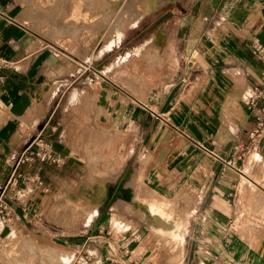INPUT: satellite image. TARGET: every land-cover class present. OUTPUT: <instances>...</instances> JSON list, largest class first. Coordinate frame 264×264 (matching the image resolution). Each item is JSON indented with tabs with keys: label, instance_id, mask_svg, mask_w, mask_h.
<instances>
[{
	"label": "crops",
	"instance_id": "obj_1",
	"mask_svg": "<svg viewBox=\"0 0 264 264\" xmlns=\"http://www.w3.org/2000/svg\"><path fill=\"white\" fill-rule=\"evenodd\" d=\"M173 5L187 14L178 11L180 23L194 24L195 30L178 39L175 29L167 30L168 22L158 31V40L167 45L148 52L158 56L157 82L147 75L146 89L134 97L142 108L140 138L104 148L106 162L92 179L79 175L84 166L77 156L78 186L82 183L77 192L90 184L91 192L80 196L100 200L92 204L98 225L90 230L97 233L111 224L114 208L102 212L108 200H118L122 210L142 209L148 215L155 202L172 198L180 213L196 216L190 220L195 232L210 235L202 240L205 247L223 249L235 239L234 260L222 254L220 262L264 264V135L238 163L239 172L226 164L234 147L247 142L262 106L253 107L248 100L255 89L264 91V54L254 49L256 41L264 45V0H177ZM21 6L20 0H0V58L6 61L0 68V189L22 151L42 135L60 160L54 166L38 160L22 167L33 180L30 204L35 212L32 202L44 192L34 181L38 174L51 193L66 192L63 187L74 182L68 170L73 148L61 132L57 135L69 104L60 79L67 62L55 60L52 46L23 24ZM84 149V143L77 144L78 152ZM138 199L141 209L134 211ZM233 219L237 235L216 239ZM185 234L182 240L176 234L179 246Z\"/></svg>",
	"mask_w": 264,
	"mask_h": 264
},
{
	"label": "rangeland",
	"instance_id": "obj_2",
	"mask_svg": "<svg viewBox=\"0 0 264 264\" xmlns=\"http://www.w3.org/2000/svg\"><path fill=\"white\" fill-rule=\"evenodd\" d=\"M20 2L23 24L52 46L55 60L62 58V62H67V71L60 79L66 84L63 89L69 104L57 135L61 132L62 140L73 148L68 170L74 182L69 183L70 188L63 187L67 193L43 192L32 202L39 215L37 224L16 233L7 230L3 233L0 264H236L220 262L222 254L234 260L235 239L223 249L219 245L205 247L202 240L210 239V235L193 230L190 220L196 216L180 213L178 200L168 198L162 202L163 209L173 212L164 229L157 222L147 223L146 219L153 221L160 217L155 211L148 215L141 213L140 199L133 204L134 211L141 209L138 213L122 210L116 199L108 200L102 212L109 206L114 208L111 224L105 229L100 227L96 233L90 230L98 225L92 217L96 210L92 204L100 200L80 196L91 192L90 184L77 192L82 185L78 186L76 176L78 154L84 166L79 175L92 179L98 165L106 162L108 151L104 148L109 144L122 147L131 138L133 141L140 138L142 108L134 97L139 98L146 89L143 83L147 75L150 81L157 82L161 70L155 61L158 56L148 52L167 45L158 40V31L163 32L164 24L171 22L169 27L166 25L167 30L175 29L179 39L185 31L195 30L194 24L180 23V10L170 0H158L161 4L156 0ZM132 9L149 13L135 22ZM60 91L59 87L54 88L55 93ZM78 143H84L83 151L76 150ZM245 173L255 175L247 170ZM247 186L256 189L253 184ZM33 188L30 185L28 191ZM174 225L186 232L181 246L175 239L180 230L172 229ZM226 226L216 239L228 240L237 235L236 219ZM95 240L102 245L95 244ZM77 245L82 247L77 250Z\"/></svg>",
	"mask_w": 264,
	"mask_h": 264
},
{
	"label": "built area",
	"instance_id": "obj_3",
	"mask_svg": "<svg viewBox=\"0 0 264 264\" xmlns=\"http://www.w3.org/2000/svg\"><path fill=\"white\" fill-rule=\"evenodd\" d=\"M254 49L257 54H264V45L260 41L255 42ZM4 64H6V61L0 58V68ZM260 102L262 106L258 108L254 124L248 131L247 142L236 145L233 149L232 157L226 163L238 172L240 171V168L237 166L238 163L245 159L249 148L256 145L264 135V91L255 89L250 95L248 103L253 107H257ZM38 160L59 163V160L54 156L52 145L42 135H38L22 151L13 166L10 179L0 189V241H2L3 233L6 230L9 233H16L21 230V225L31 227L39 222V215L32 210L30 204V196L33 191H28L30 183L33 180L22 172L24 165L33 164ZM34 181L37 184V188H42L44 192L49 191L48 187H43L44 181L39 174L34 178Z\"/></svg>",
	"mask_w": 264,
	"mask_h": 264
},
{
	"label": "bare ground",
	"instance_id": "obj_4",
	"mask_svg": "<svg viewBox=\"0 0 264 264\" xmlns=\"http://www.w3.org/2000/svg\"><path fill=\"white\" fill-rule=\"evenodd\" d=\"M138 1H144V2H148V1H150V0H138ZM161 1H164V0H161ZM176 0H170V2H175ZM156 2L158 3V0H156ZM118 3V2H117ZM158 4H161V3H158ZM117 5H119V4H117ZM122 5H123V3H122ZM131 5H133L134 7H136V5H134L133 3L131 4ZM124 6V5H123ZM130 12H131V15L133 16V18H134V20H135V22H138L139 20H141L147 13H149V12H146V11H138V10H134V9H132V10H130ZM126 15V14H125ZM127 17V16H126ZM97 202V201H96ZM158 202V201H157ZM155 202L154 203V210H155V212H156V214L160 217L159 218V220H147V223H153V222H157V223H159V224H161L162 225V228L164 229V227L165 226H167L166 224H167V222H169L170 220H172V213L171 212H169V211H166L165 209H163L162 207H161V203L160 202ZM99 205V204H98ZM98 205H96V206H98ZM142 216H144V215H142ZM158 218V217H157ZM145 220V219H144ZM116 222L119 224V223H121L120 221H118V220H116ZM124 225V224H123ZM160 225V226H161ZM172 228V227H171ZM184 233H185V231H183V230H180V232H179V234L177 233V237H178V239H181L182 238V236L184 235ZM9 238V237H8ZM8 238H7V240H8ZM182 240V239H181Z\"/></svg>",
	"mask_w": 264,
	"mask_h": 264
}]
</instances>
